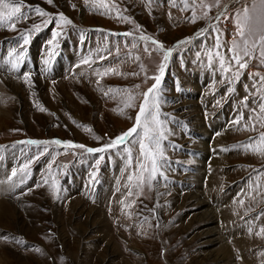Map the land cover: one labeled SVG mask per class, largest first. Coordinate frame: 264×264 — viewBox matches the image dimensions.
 I'll list each match as a JSON object with an SVG mask.
<instances>
[{
    "label": "rangeland",
    "instance_id": "1",
    "mask_svg": "<svg viewBox=\"0 0 264 264\" xmlns=\"http://www.w3.org/2000/svg\"><path fill=\"white\" fill-rule=\"evenodd\" d=\"M7 2L22 15L0 24V264H264V155L244 147L264 133V62L229 51L254 0ZM153 85L155 173L139 128L86 151L131 129Z\"/></svg>",
    "mask_w": 264,
    "mask_h": 264
},
{
    "label": "snow or ice",
    "instance_id": "2",
    "mask_svg": "<svg viewBox=\"0 0 264 264\" xmlns=\"http://www.w3.org/2000/svg\"><path fill=\"white\" fill-rule=\"evenodd\" d=\"M49 3L52 2V0H48ZM220 0H215L213 4H201V7H206L210 9L211 7L219 6ZM185 7H187V4H185ZM225 6V11H226ZM35 11L41 15H48L47 13L43 12L40 8H36ZM255 13V16L253 15ZM206 14V13H205ZM21 14V5L19 3H9L7 0H0V24L4 23L5 21L11 22L14 18L18 19L20 18ZM223 15V13L218 14L217 19H219V16ZM196 20L195 12L193 13L192 22L194 23ZM48 21H46L47 23ZM57 23H62L64 25L71 24V21L63 16V14H60ZM236 27H237V35L240 37V41H236L235 39L232 42V47L229 49L233 53L232 59L235 60L236 64L239 66L240 69H244L247 67V62L243 61L244 57L252 56L253 51L257 48H259L260 51V57L262 59V62H264V0H259V5L257 3L253 2L252 8L249 9L248 7H244L242 14H237L236 19ZM59 33L54 32L53 37L55 38ZM127 35V34H125ZM141 40L145 41V51H148L147 48V42L151 41L152 44L157 46V49H162L163 45L160 44L158 41L153 40L151 37L142 35L140 37ZM24 43H28L27 37H23ZM185 41L178 42V45L181 43H186ZM242 44V47H241ZM177 45V46H178ZM217 47H220V41L219 38H217ZM13 52L15 49L12 50ZM171 49L165 51L164 59L167 60ZM243 53L241 55L240 53ZM11 55V53H9ZM219 55V53H217ZM254 58V57H253ZM87 62V61H85ZM13 68H18L17 64L12 65ZM221 67H224V59L221 57ZM160 72L161 74L164 72V66H160ZM237 78L239 77V72L236 73ZM153 79H155L156 84H159L160 77L156 76ZM261 81H264V77H261ZM156 85H153L152 88L148 89V92L144 93V102L140 106L139 113L136 117V123L135 125L129 129L127 132L123 133L120 137H117L116 140L111 141L110 144L106 145L103 148L98 149H86L88 152H104L106 148H110L115 146L116 144L124 143L129 137H131L134 133H137L138 128L142 129L143 136L140 141V151L141 154L144 156L145 160H149L152 165V172L155 173L156 171V160L158 156L162 157V151L160 146V140L163 138L162 133L159 129V120L157 119L158 115V109L157 113L153 114L152 107H155V96H151L152 104L150 105V94L154 93ZM132 97H129V100H131ZM264 99V97H262ZM246 103V100H245ZM131 106V105H128ZM255 112V109L252 110ZM260 112L262 114V118H264V103L260 104ZM143 117V120H142ZM261 127H264V123L261 124ZM259 139V145L253 147V143H250L249 145H245L246 148H252L253 151L258 152L261 155H264V133H261L258 137ZM147 143H146V142ZM29 144H36V143H53L56 145H60L62 142L59 140H54L51 142H37V141H28ZM65 147H77L82 148L83 145H76V144H70V142H63ZM154 146V147H153ZM27 167V165H25ZM141 169H144V165H141ZM15 175V173H13ZM133 177H129V180L131 181ZM131 194V193H130ZM260 231L264 233V228H261Z\"/></svg>",
    "mask_w": 264,
    "mask_h": 264
},
{
    "label": "bare ground",
    "instance_id": "3",
    "mask_svg": "<svg viewBox=\"0 0 264 264\" xmlns=\"http://www.w3.org/2000/svg\"><path fill=\"white\" fill-rule=\"evenodd\" d=\"M3 62H4V61H3ZM4 63H5V62H4ZM10 63H11V62H10ZM10 63H9V64H10ZM2 64H3V63H2ZM9 64H8V65H9ZM3 65H5V64H3ZM6 65H7V64H6ZM6 65H5V66H6ZM8 65H7V66H8ZM12 65H13V64H12ZM1 67H2V65H1ZM1 67H0V68H1ZM6 68H8V67H6ZM4 69H5V67H4ZM0 173H2V172H0ZM8 174H9V172H8ZM3 182H4V181H3ZM3 182H2L1 185H0L1 187H2L3 184H6L5 182H4V183H3ZM1 195H2V194H1ZM2 196H3V195H2ZM190 198H192V199L194 198V199H195L196 197L191 196ZM226 209H227V208H226ZM226 209H225V210H226ZM10 210H11V206H10V204H8V203H6V202L4 203V198H3V199L0 198V218H1V217L3 218V216L7 215V214H5V213H7V212L10 211ZM218 213H219V212H218ZM223 213H224V211H223ZM223 213H221V215H224V216H225L226 214H225V213L223 214ZM227 215H228V214H227ZM219 217H220V215H219ZM202 219H204V215H202ZM205 219H206V218H205ZM220 219H221V218H220ZM210 231H211V230H210ZM210 231H209V230H206L205 233L208 235V234H210V233H209ZM239 238H240V237H239ZM240 239L243 240V238H240ZM238 241H239V240H238ZM240 241H241V240H240ZM240 241H239V242H240ZM224 246H226V245H225V244H222V248H225ZM222 250H223V249H222ZM226 250H227V252H228V249H225V252H226ZM223 252H224V251H223Z\"/></svg>",
    "mask_w": 264,
    "mask_h": 264
}]
</instances>
